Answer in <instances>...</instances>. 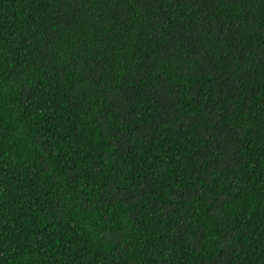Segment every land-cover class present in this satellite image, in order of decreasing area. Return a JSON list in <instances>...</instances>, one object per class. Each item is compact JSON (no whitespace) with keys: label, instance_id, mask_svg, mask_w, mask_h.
<instances>
[{"label":"trees","instance_id":"1","mask_svg":"<svg viewBox=\"0 0 264 264\" xmlns=\"http://www.w3.org/2000/svg\"><path fill=\"white\" fill-rule=\"evenodd\" d=\"M0 264H264V0H0Z\"/></svg>","mask_w":264,"mask_h":264}]
</instances>
